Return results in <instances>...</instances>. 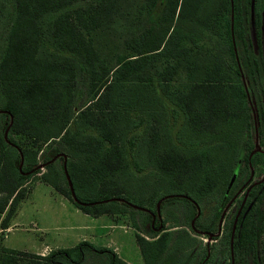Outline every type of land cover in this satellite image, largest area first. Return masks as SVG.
<instances>
[{
    "label": "trees",
    "instance_id": "trees-1",
    "mask_svg": "<svg viewBox=\"0 0 264 264\" xmlns=\"http://www.w3.org/2000/svg\"><path fill=\"white\" fill-rule=\"evenodd\" d=\"M131 6L134 19L126 21ZM12 7L0 57L1 227L9 225L25 195L23 184L40 163L51 168L59 162L64 183L41 176L84 213L122 212L121 206H110L131 203L150 209L122 193L113 177L121 170L129 174L126 161L128 156L133 158L132 149L139 142L128 132L140 123L142 94L154 92L160 100L158 87L168 88L176 75L181 80L172 89L166 112L173 118L185 115L176 125V140L196 146L181 151L168 145L155 149L150 159L157 172L151 174L177 178V185L170 183L167 192L196 198L224 186L234 172L248 170L244 147L255 145L252 111L261 109L254 94V102L248 103L241 82L228 30V0H12ZM215 14L222 36L218 39L213 35ZM135 19L136 31H132ZM117 20L128 37L121 38V52L111 57L102 48L108 52L115 41L106 38L102 43L96 32L105 29L104 23ZM236 20L237 16L234 29ZM80 88L86 93L83 97ZM236 120L246 122L248 139L234 146ZM52 124H57L54 131L49 130ZM157 125L151 121L142 145L156 141ZM83 128L93 129L96 135L82 133ZM183 133L186 139L182 140ZM210 143L209 150L202 147ZM60 153L66 156L65 169L79 202L71 197ZM238 159L244 164L239 165ZM193 176L190 185L187 179ZM95 186L97 196L84 195L86 190L93 193ZM190 204L189 219L195 213ZM252 209L254 230L259 215L256 205ZM140 211L143 215L133 223L146 222L151 237L135 233L144 264H195L190 252L195 237L183 231L178 234L181 230L173 236L171 230H152L151 214ZM164 223L162 218V227ZM15 251L28 258L19 262L10 253ZM86 251L106 253L103 264H127L112 249L87 239L44 254L0 245V264H82Z\"/></svg>",
    "mask_w": 264,
    "mask_h": 264
},
{
    "label": "rangeland",
    "instance_id": "rangeland-1",
    "mask_svg": "<svg viewBox=\"0 0 264 264\" xmlns=\"http://www.w3.org/2000/svg\"><path fill=\"white\" fill-rule=\"evenodd\" d=\"M127 7L128 6H126V8ZM126 8L122 9L121 12L123 13V10H126ZM134 11L135 10H133L131 6L129 14L128 12V15L126 14V21H128V19H134ZM12 13V0H0V57L5 45L6 34L9 27L8 23L11 21ZM118 16L120 21V15ZM114 18L116 17L114 16ZM135 21L136 19L130 24L132 31H136L137 23ZM102 26H104L105 29L96 32L97 39L102 43H105L106 38H112L115 41V46L112 44V48H110L108 52L106 48H102L104 54L112 57L114 54L121 52L122 47L120 40L121 38L128 37V33L126 31H121L118 20L116 22L104 23ZM180 75L182 76V72ZM178 76H175L176 79H174L168 88L160 89V87H158L157 92L160 100L156 98L154 92V96L151 92L142 94L141 99H143V102L141 105L144 111H140V123L138 126L132 127L128 132V135L137 137V141L139 142L137 146H134L132 149L133 158L128 156L126 161L127 173L129 174L121 170L113 177L118 189L123 190L122 193L135 201L144 203V205L150 209L154 207V200H157L163 193L171 189L170 183L177 185L178 181L177 178H170L161 174H151L152 172H157L154 167V162H152L153 160L150 159L155 149L168 145L171 147L174 146L181 151L185 146H196L194 143H183L180 139H178V141L176 140V125L184 121L185 115L181 114L173 118L166 112L169 99H171L172 89L175 85L179 84V80H181ZM78 93H80V95L82 93V97L86 94L83 88H80ZM77 109L78 105L73 106V117ZM152 120H156V123H158V138L154 142L146 141L147 143L145 142L142 145V137L150 132L149 127ZM236 122V129L233 134L234 146L242 145L245 140L248 139L246 122L243 121L240 124L237 120ZM49 127V130L53 129L52 131H54L57 124H52ZM82 133L96 135V132L91 128H83ZM183 138L186 139L185 133L181 135L182 140ZM205 144L202 145V147L206 150H209L211 145H213V143L208 145ZM37 160L40 161V158H37ZM43 173L53 178V180L55 179L58 183H64L62 177H60L59 162L54 163L51 168L45 167V165L40 166L38 171L31 174L30 177L25 180L23 184L25 195L19 201L17 212L11 220L12 229L8 233V237L4 238V243L6 245L11 244L18 247L14 249L24 248L21 250H25L27 253H37L32 251L34 249L31 247L33 245H38L40 242L41 244H48L51 248L55 246L74 245L78 241L75 242L72 236L62 241H60L59 237H63L67 233L71 234V232L77 233L76 231H79L75 229L77 224L88 222L90 229H95L94 236L88 237L86 234L88 238L93 239L91 240L93 244L112 249L116 255L128 261L129 264H144L135 242V233L138 232L145 238L151 239L147 233L149 228L146 222L140 226L133 223V221L139 219V215H143L144 212L140 211L143 209L132 205L117 204L115 206L111 205L110 208L115 209L121 206L124 209L122 212L103 213L96 216L85 214L75 207L70 199L59 193L50 184L46 183L41 176ZM195 177H189L187 179L188 184L191 185ZM181 180V182H185L186 178ZM93 189V193H89L87 190L84 191V189L81 188L79 192L84 191V195L97 196L98 192H96V186L93 187ZM49 191H51L52 195ZM216 192V190H211L207 192V195H204L203 199H199L202 200V212L205 219L212 216V213H214ZM190 211L191 204L188 200L174 196L163 200L160 204V215L165 220V223L160 231L171 230L170 235L173 236L176 234L175 232L177 230H181L178 234H182L183 231L197 238L198 236L193 233L189 226L190 219L188 214ZM104 223L106 226H102ZM3 237L4 235L0 232L1 246H4L1 243ZM202 239L205 240L206 237ZM192 248L193 246L191 249ZM10 253L15 254L17 260L21 263L28 258L26 255L20 254L17 251ZM107 259L106 253L86 251L82 264H103V260L106 261Z\"/></svg>",
    "mask_w": 264,
    "mask_h": 264
},
{
    "label": "flooded vegetation",
    "instance_id": "flooded-vegetation-1",
    "mask_svg": "<svg viewBox=\"0 0 264 264\" xmlns=\"http://www.w3.org/2000/svg\"><path fill=\"white\" fill-rule=\"evenodd\" d=\"M228 1V30L241 82L248 103L254 102V94L261 109L259 113L252 111L253 139L256 137L257 144L244 147L247 152L248 170L242 174L234 172L224 186L221 184L214 188L217 191L214 213L206 219L203 217L202 200L199 199H203L207 193H199L196 198L181 192L163 193L157 198L160 199L158 214L156 207L154 210L141 207L151 214V229L155 231L162 229L159 206L168 197L185 198L194 205L195 213L198 208V213L191 217L193 227L189 224L193 233L198 236L195 237L190 251L195 264H264V0ZM235 13L237 20L234 29ZM218 19V14H215V39L222 37ZM221 32L225 35L224 27ZM238 163L243 165L244 160L238 159ZM255 205L259 215L258 227L252 230L253 219L250 213ZM155 221L156 225L153 224ZM226 233L227 240L224 238ZM203 237L206 239H202ZM107 264H110V261Z\"/></svg>",
    "mask_w": 264,
    "mask_h": 264
},
{
    "label": "crops",
    "instance_id": "crops-1",
    "mask_svg": "<svg viewBox=\"0 0 264 264\" xmlns=\"http://www.w3.org/2000/svg\"><path fill=\"white\" fill-rule=\"evenodd\" d=\"M49 193L52 195V193H51V191H49ZM50 195V196H51ZM17 212V211H16ZM16 212H15V214H16ZM15 214L13 215V217L15 216ZM86 214V213H85ZM12 217V218H13ZM12 218L10 219V221H9V225L8 226H6V227H1V228H4L5 229V231H4V233H2L3 235H4V237L2 238V240H1V243L4 245V246H6V247H9V248H18V247H15V246H13V245H11V244H5L4 243V238H7L8 237V233L10 232V230L12 229V223H11V220H12ZM102 226H106V224L104 223V224H102ZM75 229H78L79 231H76L77 233H73V232H71V234H65L63 237H59L60 238V241H62V240H66V239H68L70 236H72V238L73 239H75V242H77V241H79V240H81V239H87V240H89L90 239V241L91 240H93V239H91V238H88V237H92V236H94L95 235V229H93V230H91L90 229V227H89V224H88V222H83V223H79V224H77V227L75 228ZM86 234L88 235V237L86 236ZM91 234V235H90ZM92 242V241H91ZM56 247V246H55ZM32 249H34V250H32V251H35V252H37V253H39V254H44V253H46L51 247L48 245V244H41V242L38 244V245H33L32 247H31ZM19 249H24V248H19ZM43 250H46V251H43Z\"/></svg>",
    "mask_w": 264,
    "mask_h": 264
},
{
    "label": "water",
    "instance_id": "water-1",
    "mask_svg": "<svg viewBox=\"0 0 264 264\" xmlns=\"http://www.w3.org/2000/svg\"><path fill=\"white\" fill-rule=\"evenodd\" d=\"M6 130H7V129L4 130V138H6ZM254 143L257 144L256 137H255V139H254ZM60 155H61L62 158H63V171H64V173H65V177H66V180H67V184H68V186H69L70 194H71L73 200H75L76 202H79V200H77V198H76V196H75V193H74V190H73V188H72V184H71L70 178H69V176H68V174H67V172H66V169H65V159H66V156H65V154H63V153H60ZM20 164H21V161H20L19 166H18L19 168H20ZM43 165H44V163H40V164L38 165V167L43 166ZM109 199H120V200H123L121 197H110ZM106 200H108V199H104V201H106ZM159 200H160V199H159ZM159 200L156 201V213H157V214H158V204H159ZM131 205L134 206V207H137V208L145 209V208H143V207H141V206H138V205H136V204H133V203H131ZM197 213H198V208H197L195 214H197ZM152 216H153V214H152ZM190 225H191V227H193V219H191V221H190Z\"/></svg>",
    "mask_w": 264,
    "mask_h": 264
},
{
    "label": "built area",
    "instance_id": "built-area-1",
    "mask_svg": "<svg viewBox=\"0 0 264 264\" xmlns=\"http://www.w3.org/2000/svg\"><path fill=\"white\" fill-rule=\"evenodd\" d=\"M5 229L0 227V232L4 233Z\"/></svg>",
    "mask_w": 264,
    "mask_h": 264
}]
</instances>
